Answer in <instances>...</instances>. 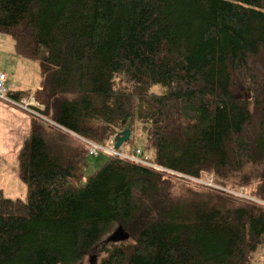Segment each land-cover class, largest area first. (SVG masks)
I'll use <instances>...</instances> for the list:
<instances>
[{
  "label": "trees",
  "instance_id": "16d2710c",
  "mask_svg": "<svg viewBox=\"0 0 264 264\" xmlns=\"http://www.w3.org/2000/svg\"><path fill=\"white\" fill-rule=\"evenodd\" d=\"M0 33L68 132L104 144L135 124L151 162L193 178L264 162V0H0ZM46 129L32 118L17 152L25 199L0 194V264H74L115 224L134 241L98 264H247L264 246V204L172 195L171 175L113 156L83 180L86 147ZM245 195L264 203V175Z\"/></svg>",
  "mask_w": 264,
  "mask_h": 264
},
{
  "label": "rangeland",
  "instance_id": "374dc122",
  "mask_svg": "<svg viewBox=\"0 0 264 264\" xmlns=\"http://www.w3.org/2000/svg\"><path fill=\"white\" fill-rule=\"evenodd\" d=\"M0 71L4 72L6 75L5 85L13 82L18 85L21 89L27 91V100L31 102L30 108H32L37 114H40V109L42 106L40 102L35 98V90L40 85V73L38 68V63L34 60H26L16 56L11 49V39L0 33ZM245 94L244 97L247 99L249 96L246 91H242ZM34 119L39 122H43L46 125V135L57 136L61 138L64 142L69 145L80 144V141L75 137V134L68 132L67 130L55 125L54 122L49 120L50 114L46 117L41 115L43 118L31 114ZM48 117V118H47ZM126 123L120 128L115 129L114 132L109 136L107 142L112 141L114 134L124 128ZM129 126V138L122 143L120 146V151L127 152L131 149H140L146 158L151 156V151L148 150L144 145V140L142 133L135 124L127 125ZM104 143V144H105ZM105 155L99 154L95 157L86 155L84 158L85 166L82 168V179L84 180L91 173H93L106 159ZM124 160V159H123ZM182 175V174H181ZM212 176L218 185L222 188L230 187L241 190L243 194L249 193L253 190L254 186L260 180L261 175H264V162L258 163L254 166L248 165L240 172H227L224 175H214L212 173H203L201 178H206ZM170 182V187L168 188L169 193L172 195L180 196L185 194L194 193H214V191L209 190L206 187L195 186L190 182L183 180L182 177L177 175H171L170 177H165ZM116 225V226H115ZM107 232L100 237L96 244L88 251L87 255L81 260L74 264H98L100 257L103 255L102 249L108 248L121 243H130L134 241V235L125 238L119 236L117 239H113L116 230L119 231L120 227L115 224ZM117 227V228H116ZM119 235V234H117ZM113 236V237H112ZM247 264H264V246L258 247L255 252H253L248 259Z\"/></svg>",
  "mask_w": 264,
  "mask_h": 264
},
{
  "label": "crops",
  "instance_id": "0c3cea01",
  "mask_svg": "<svg viewBox=\"0 0 264 264\" xmlns=\"http://www.w3.org/2000/svg\"><path fill=\"white\" fill-rule=\"evenodd\" d=\"M7 89L11 94L28 90L21 89L13 82L9 83ZM25 97L23 95L19 98ZM32 118L30 113L0 101V194L5 198L25 199L26 185L18 177L16 156L29 133Z\"/></svg>",
  "mask_w": 264,
  "mask_h": 264
},
{
  "label": "built area",
  "instance_id": "2783aa9c",
  "mask_svg": "<svg viewBox=\"0 0 264 264\" xmlns=\"http://www.w3.org/2000/svg\"><path fill=\"white\" fill-rule=\"evenodd\" d=\"M0 101H3L10 106L19 108V109L24 110L28 113L34 114V115L40 117L41 119L43 118L41 115L37 114L32 108L29 107V106H31L33 100L31 102H29L26 98L15 99L12 97L11 92L7 89V86L5 85V75L2 72H0ZM75 137L86 147L87 154L89 156L95 157L99 154H102L105 156L118 157L120 159H124V160L130 161V162H133L137 165L150 168V169L157 171V172H160V173L169 174V175H177L178 177H182V179L184 178V180L194 182L196 184H200V185L212 188V189L223 191V192L228 193L230 195H233L237 198H241L244 200L254 201V202H258L260 204H264L261 201H258L256 199H253V198L243 194L241 190H231V189H227V188H222L221 186L214 183L211 176L206 177V178H193V177H189V176H185V175H181V174L172 172L166 168L158 166L155 163L151 162L148 158H146L139 148L138 149L137 148L131 149L127 152H122V151H120V148L114 149L112 141H110L109 144L108 143L98 144V143L86 140V139L79 137L77 135H75Z\"/></svg>",
  "mask_w": 264,
  "mask_h": 264
},
{
  "label": "water",
  "instance_id": "95a60500",
  "mask_svg": "<svg viewBox=\"0 0 264 264\" xmlns=\"http://www.w3.org/2000/svg\"><path fill=\"white\" fill-rule=\"evenodd\" d=\"M129 128L127 125L124 126V128L120 131H117L112 139V143H113V147L114 149L119 148L123 142H125L128 138H129ZM120 227V226H119ZM119 234V235H117ZM114 237L113 239H117L119 236H121L122 238H127V234L120 228L119 231L116 230L114 233Z\"/></svg>",
  "mask_w": 264,
  "mask_h": 264
}]
</instances>
